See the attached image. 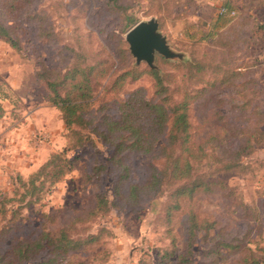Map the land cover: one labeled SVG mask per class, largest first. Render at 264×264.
Masks as SVG:
<instances>
[{
    "label": "rangeland",
    "instance_id": "374dc122",
    "mask_svg": "<svg viewBox=\"0 0 264 264\" xmlns=\"http://www.w3.org/2000/svg\"><path fill=\"white\" fill-rule=\"evenodd\" d=\"M2 1L0 21L22 29L16 31L19 49L0 39V199H8L7 208L11 206L15 211L12 215L10 209L6 215L0 214V231L12 224V235L33 238L43 231L57 234L65 230L80 246L57 264H157L163 249L169 247L164 212L165 204L171 202L170 189L157 198L142 192L140 199L128 201L113 199L109 177L94 184L88 174L103 146L96 139L81 147L72 146L75 139L65 128L59 109L47 100L46 85L36 74L42 63L61 74L76 66L71 48L80 44L89 55L80 66L97 63L90 82L95 96L100 97L86 116L92 123L99 122L103 114H118L114 98H122L124 92L142 87L150 96L153 80L148 75L130 84L127 75L124 83L112 84L129 61L136 64L125 40L130 29V25H125V14L114 12L106 0H20V15L10 20L5 17ZM132 4L130 12L138 21L155 17L170 47L183 53L181 59H165L156 54L155 65L160 74L171 73L183 87L192 86L187 81L189 64L195 61L200 65V82L191 88L201 86L204 91L190 110L191 137L198 143L209 141L204 146L206 157L196 172L213 174L221 183L192 198H183L180 209L172 214L170 226L179 245L182 248L185 244L189 212L195 211L199 219L214 220L217 228H226L229 237L246 234L250 240H258L263 235L258 245L262 249L258 250L251 241L247 246L264 264V41L252 35L250 20H243L241 7L238 15L235 12L227 17H232L227 21L232 24L227 32L204 38L210 30L204 22L213 18L214 12L198 16L196 11L204 9L194 0H132ZM254 11L257 18L264 19L262 7L257 4ZM125 46L130 59L124 56ZM174 62L181 63L175 67ZM192 69L196 72L197 68ZM237 70L255 79L257 92L243 91L242 74L229 78ZM206 78L212 86L201 83ZM108 79L107 90L102 92ZM5 94L8 99H2ZM255 121L259 122L256 128ZM240 124L245 126L244 136L232 133L231 127ZM251 132L255 136L250 151H240L235 165L221 168ZM164 139L163 136L158 141L157 147ZM65 148L68 157L77 156L75 167L50 186L46 180L42 191L22 196L27 186L20 188L22 183L17 176L26 181L53 153ZM124 155L130 166L127 182L141 183L157 160L158 150ZM99 192L107 197V208L95 207ZM245 205L255 207V213ZM213 232L212 229L211 235ZM203 234L200 230L193 238L194 251L188 263H180L173 256L162 264H206L210 259L202 255L211 242H206ZM9 242L8 239L0 250ZM225 258L224 264H236L238 256L228 254Z\"/></svg>",
    "mask_w": 264,
    "mask_h": 264
},
{
    "label": "trees",
    "instance_id": "16d2710c",
    "mask_svg": "<svg viewBox=\"0 0 264 264\" xmlns=\"http://www.w3.org/2000/svg\"><path fill=\"white\" fill-rule=\"evenodd\" d=\"M106 4L111 5L110 8L114 12L124 13L125 25H130V28L138 22L130 12L133 7L132 0H106ZM2 6L6 8L5 17L12 20L20 15L17 12L19 13L21 10L22 3L20 0H3ZM221 15L217 19L219 24L210 27V30L202 37H212L213 34L216 35V32H227L232 27V24H227V21L231 20L232 17L228 19V16ZM243 17L246 22L248 19L250 20L252 35L262 37L264 40V21L259 22L245 15ZM222 22L225 24L221 25ZM222 26L226 28L222 29ZM18 29L22 28L15 24L8 25L0 21V39L6 41L11 47L19 49L20 37L16 33ZM224 43L229 45L228 42ZM71 50L74 52L76 66L61 74L59 71L47 68L42 63L41 70L36 73L37 77L44 81L48 90L47 100L59 109L65 128L71 132L75 139L72 146L81 147L89 141L94 142V139L103 146L104 149L99 150V156L88 174L94 184L99 185L109 177L113 199L119 198L128 201L140 199L142 192H147L157 198L164 194L165 190L170 189L168 197L171 202L165 204L164 212L169 247L163 249L157 264H162L166 259L173 256L178 258L180 263H188L194 251L193 238L200 230L204 232L205 241L211 242L210 246H206L205 249L207 250L202 255L210 259L206 264H224L228 254H237L236 264H263L262 259L255 255L256 253L251 250L250 246H247L251 241L258 250L262 249L258 245L263 235L258 240H250L247 238L249 235L246 234L240 237H229L231 236L230 232L223 226L217 228L216 221H208L205 218L199 219L195 211H190L188 236L181 248L179 238H177L176 233H173V228L170 226L172 214L180 209L183 198H192L198 192L210 190L213 185L221 183V180L215 178L213 174L206 175L196 172L197 165L206 157L207 153L204 146L209 141L207 139L198 143L191 137L190 110L197 96L204 91V87L201 89V86L191 88L201 79V76L197 74L200 68L199 63L190 62L191 70L188 71L187 81L192 86L183 87L171 73L160 74L156 68H151L147 64H143L144 62L133 64L132 61H129L126 70L117 75L112 84L124 83L127 75L128 84L148 75L153 80L151 95L148 96L142 87L124 92L122 98H114L115 109L118 114L115 116L103 114L99 122L92 123L86 116L90 113V107L100 97L95 96L94 87L90 82L97 63L81 67L82 60L84 61L89 56L87 51L85 52L80 44L72 47ZM124 56L130 59L126 46ZM160 58L165 63H170L168 60ZM174 63V66L178 67L181 62ZM193 67L197 68L196 72H193ZM241 74L245 79L240 83L243 86V91L257 92L256 87H254L257 84L255 79L241 70L234 71L229 78L233 80ZM108 81L110 79L102 87V92L107 90ZM201 83L213 85L211 80L207 78ZM2 97V99H8L7 94ZM255 124L256 128L259 122L255 121ZM244 127L241 124L234 128L231 127L232 133L237 132L244 136ZM163 136L164 142L157 147L158 141ZM254 136L255 132L247 135L236 148L234 155L229 157L221 168L224 166L229 168L235 165V157H238L240 151H246L247 148L250 151ZM155 148L158 150L157 160L150 165L149 173L144 181L141 183L127 182L130 166L125 160L124 154L131 151L150 153ZM67 150L68 148H65L53 153L38 171L29 176L26 181H21L20 176H17V180L22 183L20 188L27 186L22 196L27 193L34 194L42 191L46 180L50 186L75 167L77 156L68 157L66 155ZM157 161L159 162L156 164ZM7 200L0 199V214L6 215L7 210L10 209V215H12L15 211L11 206L7 208L5 203ZM110 203L115 205L114 200H111ZM95 207L97 209L108 207V199L104 192L96 194ZM245 207L255 213V207L247 205ZM257 214L256 212L255 217ZM249 216L252 217L253 215L249 214ZM212 229L214 232L211 235ZM13 230L14 227L11 224L6 230L2 231L1 229L0 231V248L8 239L10 241L5 249L0 250V264H57L69 251L80 246V243L70 238L63 229L57 234L43 231L33 238H30L29 235L14 236L12 235ZM3 234L5 235L3 236Z\"/></svg>",
    "mask_w": 264,
    "mask_h": 264
},
{
    "label": "water",
    "instance_id": "95a60500",
    "mask_svg": "<svg viewBox=\"0 0 264 264\" xmlns=\"http://www.w3.org/2000/svg\"><path fill=\"white\" fill-rule=\"evenodd\" d=\"M125 40L135 63L145 62L149 67L156 68L155 55L165 59H181L183 53L174 51L166 36L159 29V22L155 17L140 20L126 33Z\"/></svg>",
    "mask_w": 264,
    "mask_h": 264
},
{
    "label": "crops",
    "instance_id": "0c3cea01",
    "mask_svg": "<svg viewBox=\"0 0 264 264\" xmlns=\"http://www.w3.org/2000/svg\"><path fill=\"white\" fill-rule=\"evenodd\" d=\"M196 1V3L198 4L199 8H203V11L197 10L196 14L198 16H204L207 13L209 14V11L211 10V13L214 12V17L211 18L209 21H205L204 23L206 24V26H208L209 28L213 27L215 24L218 25L219 23L217 22V19L219 16H222L221 14H219V8L220 7H226L228 10H233L234 12H239L238 9L239 7L242 8V11L244 13L245 16L257 20L259 22H263L264 19H260L259 17L257 18L255 16V11H254V7L258 4L259 7H262V9L264 10V0H194ZM242 4L243 7L240 5ZM208 11L206 12L205 10ZM216 12V14H215ZM223 16H231L229 14H224ZM205 18V17H204ZM203 18V19H204ZM206 19V18H205ZM261 40H263L262 37H259ZM264 41V40H263ZM264 55V52H263Z\"/></svg>",
    "mask_w": 264,
    "mask_h": 264
},
{
    "label": "built area",
    "instance_id": "2783aa9c",
    "mask_svg": "<svg viewBox=\"0 0 264 264\" xmlns=\"http://www.w3.org/2000/svg\"><path fill=\"white\" fill-rule=\"evenodd\" d=\"M219 14H229V15H234L235 12L233 10H228L226 7H220L219 8Z\"/></svg>",
    "mask_w": 264,
    "mask_h": 264
}]
</instances>
